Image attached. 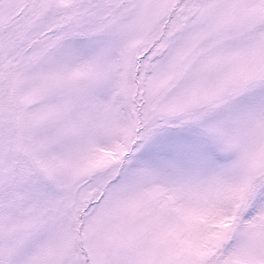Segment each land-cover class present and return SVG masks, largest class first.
<instances>
[{"label":"snow or ice","instance_id":"1","mask_svg":"<svg viewBox=\"0 0 264 264\" xmlns=\"http://www.w3.org/2000/svg\"><path fill=\"white\" fill-rule=\"evenodd\" d=\"M0 264H264V0H0Z\"/></svg>","mask_w":264,"mask_h":264}]
</instances>
